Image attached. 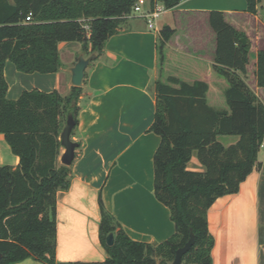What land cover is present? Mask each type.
Here are the masks:
<instances>
[{"label":"trees","instance_id":"trees-1","mask_svg":"<svg viewBox=\"0 0 264 264\" xmlns=\"http://www.w3.org/2000/svg\"><path fill=\"white\" fill-rule=\"evenodd\" d=\"M141 1L0 0V134L19 159L15 167L0 166V264L29 258L72 264L57 261L55 255L56 195L68 189L71 176L70 166L58 163L59 135L69 113L76 125L81 94V87L71 86L65 96L33 89L7 99L6 61L19 72L48 74L60 67V42H79L85 53L98 55ZM180 1L149 0L166 9ZM262 1L246 0V11L257 15ZM208 20L216 36L209 66L171 51L166 45L173 33L170 27L163 26L157 35L155 114L148 129L160 138L153 156V193L168 208L175 232L155 244L131 239L99 193V239L107 256L94 264L171 262L190 231L194 244L181 264H212L209 208L217 198L237 193L240 183L261 168L257 152L264 137V105L244 80L248 46L240 38L245 36L220 11H210ZM169 57L176 61L172 70L166 64ZM255 77L264 88V49L257 52ZM212 83L219 101L210 97L216 93ZM222 136L238 140L225 145ZM194 153L202 171L187 169ZM110 233L114 242L109 246Z\"/></svg>","mask_w":264,"mask_h":264},{"label":"crops","instance_id":"crops-1","mask_svg":"<svg viewBox=\"0 0 264 264\" xmlns=\"http://www.w3.org/2000/svg\"><path fill=\"white\" fill-rule=\"evenodd\" d=\"M150 4L144 0L143 9ZM260 6L263 9L254 15L246 11V0H181L167 9L165 19L156 22L154 29L133 13L108 38L86 68L80 86L77 123L71 133L78 147L70 164V185L56 195L57 261L94 264L106 258L99 239V193L105 208L131 239L155 244L175 232L168 208L153 193V156L160 138L148 129L155 114L157 35L163 26L170 27L173 33L167 47L209 66L216 48L209 12H222L225 21L245 36L244 80L264 105V88L255 77L257 52L264 49V0ZM79 55H89L81 43L60 42V67L48 74L19 72L6 61V98L16 100L23 91L33 89L67 95L72 86L70 69ZM175 62L169 57L168 69ZM211 89L216 91L210 95L212 100H221L214 83ZM237 140V136H227L224 144ZM62 153L61 147L59 164ZM257 159L261 168L240 183L237 193L217 198L207 212L208 229L214 237L212 264H264V137ZM18 162L0 134V166L15 167ZM187 169H204L195 153ZM14 264L43 263L29 258Z\"/></svg>","mask_w":264,"mask_h":264},{"label":"water","instance_id":"water-1","mask_svg":"<svg viewBox=\"0 0 264 264\" xmlns=\"http://www.w3.org/2000/svg\"><path fill=\"white\" fill-rule=\"evenodd\" d=\"M241 44H245V39L240 38ZM96 53H91L88 56L84 57L83 55H79L75 64L70 69V83L72 86L80 87L83 83L85 77V70L96 58ZM75 122L72 113H69L66 117V121L64 127L62 128L59 139L61 146L63 148V153L59 157V161L61 164L70 166L74 159L75 149L78 147V143L71 139V133L74 128ZM194 234L192 231L189 233L188 240L183 244V246L177 248L175 250L174 258L171 262L162 263V264H181L182 256L192 247L194 244ZM114 242L113 235L110 233L106 237V244L112 245ZM2 258V254L0 252V260Z\"/></svg>","mask_w":264,"mask_h":264},{"label":"built area","instance_id":"built-area-1","mask_svg":"<svg viewBox=\"0 0 264 264\" xmlns=\"http://www.w3.org/2000/svg\"><path fill=\"white\" fill-rule=\"evenodd\" d=\"M143 1L135 4L128 15L133 13L140 15V17L145 20L147 27L149 29H154L157 19L165 13L167 9L159 2H155L154 5L150 4L146 9H143Z\"/></svg>","mask_w":264,"mask_h":264},{"label":"rangeland","instance_id":"rangeland-1","mask_svg":"<svg viewBox=\"0 0 264 264\" xmlns=\"http://www.w3.org/2000/svg\"><path fill=\"white\" fill-rule=\"evenodd\" d=\"M165 13H163L158 19H157V23H159V22H163V20L165 19ZM161 24V23H160ZM226 139H227V136H222V137H220V140L223 142V143H225V141H226Z\"/></svg>","mask_w":264,"mask_h":264}]
</instances>
